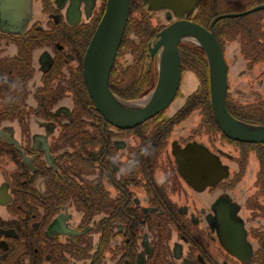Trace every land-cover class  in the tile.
Returning <instances> with one entry per match:
<instances>
[{"label": "flooded vegetation", "instance_id": "flooded-vegetation-1", "mask_svg": "<svg viewBox=\"0 0 264 264\" xmlns=\"http://www.w3.org/2000/svg\"><path fill=\"white\" fill-rule=\"evenodd\" d=\"M105 4L0 0V264H264V141L221 129L189 39L163 108L106 119L83 74ZM179 21L215 39L228 113L264 125V0H129L109 89L148 96Z\"/></svg>", "mask_w": 264, "mask_h": 264}, {"label": "water", "instance_id": "water-1", "mask_svg": "<svg viewBox=\"0 0 264 264\" xmlns=\"http://www.w3.org/2000/svg\"><path fill=\"white\" fill-rule=\"evenodd\" d=\"M180 7V3H175ZM129 10V0H106L83 57V74L95 107L115 124H133L163 108L173 96L179 81L176 43L189 39L200 42L209 54L210 103L221 129L230 137L244 141H264V125L234 119L226 110L224 94L226 70L217 52L215 39L197 24L179 21L156 34L160 49V73L154 90L146 97L126 101L108 87V76L120 42Z\"/></svg>", "mask_w": 264, "mask_h": 264}, {"label": "rangeland", "instance_id": "rangeland-1", "mask_svg": "<svg viewBox=\"0 0 264 264\" xmlns=\"http://www.w3.org/2000/svg\"><path fill=\"white\" fill-rule=\"evenodd\" d=\"M193 42V41H192ZM137 100V99H136Z\"/></svg>", "mask_w": 264, "mask_h": 264}]
</instances>
